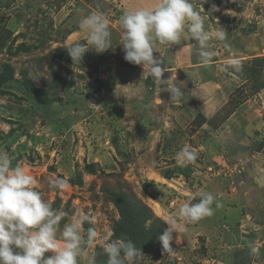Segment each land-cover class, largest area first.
<instances>
[{"label":"rangeland","instance_id":"374dc122","mask_svg":"<svg viewBox=\"0 0 264 264\" xmlns=\"http://www.w3.org/2000/svg\"><path fill=\"white\" fill-rule=\"evenodd\" d=\"M149 2L0 0V73L3 65L13 69L0 95V148L34 177L43 200L66 213L57 237L76 213L91 217L86 225L98 238L88 243L82 228L78 264H94L97 247L103 251L112 239L122 218L111 201L118 191L134 203L131 214L146 206L165 229L170 215L185 226L179 208L198 202L201 191L215 197L212 216L174 232L171 252L158 242L154 251L162 255H144L140 264H264V87L254 91L253 82L239 78L243 70H225L233 55L244 64L264 57V0H191L205 28L222 27L227 39L209 41L216 55L207 66L193 41L155 45L162 79L181 88L179 100L123 58L119 19ZM93 12L109 22V49L89 48L81 62L68 61V46L87 47L79 21ZM55 75L65 83L57 85ZM26 81L47 98L44 105L29 96ZM192 109L214 115L213 131L199 127ZM185 146L198 158L181 166L176 153ZM50 178H62L66 187L51 188Z\"/></svg>","mask_w":264,"mask_h":264},{"label":"clouds","instance_id":"9594fccd","mask_svg":"<svg viewBox=\"0 0 264 264\" xmlns=\"http://www.w3.org/2000/svg\"><path fill=\"white\" fill-rule=\"evenodd\" d=\"M207 0H203V3ZM213 11L219 9L213 5ZM79 28L87 34V47L75 43L67 47L72 62H81L85 52L92 48L97 53L109 49L111 31L108 20L100 13H89L79 21ZM122 30L121 42L124 60L147 69L146 78L158 80L161 90L170 93V100L183 96L181 88L169 79H162L164 63L161 56H154L155 45H177L184 40L193 41L201 64L207 66L216 53L209 50V41H226L227 32L222 27L205 28L201 13L194 9L191 0H150L149 3L123 12L119 19ZM225 48L229 45L225 43ZM242 62L233 55L227 60L225 70H242ZM198 153L185 146L176 153V160L184 166L194 163ZM153 161V165H155ZM49 186L64 189L62 178H50ZM36 180L21 166H13L8 152L0 148V264H78L82 252L81 230L84 223L91 222L85 213H76L71 222L63 227L59 237L60 221L66 213L57 211L42 199L35 188ZM196 203H184L178 212L186 224L181 227L177 215H170L168 226L158 240L165 252H171L173 233L187 231V224L196 223L213 215L215 197L205 191L199 193ZM219 207V204H217ZM98 238L95 228L87 229V242ZM59 241V242H58ZM51 251L53 255L45 257ZM107 264H140L142 253L133 241L127 238L110 239L105 242Z\"/></svg>","mask_w":264,"mask_h":264},{"label":"trees","instance_id":"16d2710c","mask_svg":"<svg viewBox=\"0 0 264 264\" xmlns=\"http://www.w3.org/2000/svg\"><path fill=\"white\" fill-rule=\"evenodd\" d=\"M66 59L68 61H72L70 56L67 54ZM243 62L242 64H244ZM251 63V67H248L247 65ZM80 65V64H79ZM245 66L242 67V74L239 78L241 79H247V82H253V90L259 91L260 88L264 87V75L262 67H264V57H256L253 58L252 62L247 61ZM13 69L9 65H3L2 66V72L0 73V95L5 94L6 92L3 90V86H5L6 83L13 80L12 75ZM253 73V76H252ZM255 75H258L259 78L255 77ZM55 80L58 83L57 85H61L65 83L62 78H57L55 75ZM26 87H28L27 91H29V96H32L37 99V102L39 105H44L47 98L45 100H42L40 97V94H35L33 92L34 90L30 87V82L26 81ZM32 89V91L30 90ZM186 100L189 101V103H193V100L191 96L188 94L186 95ZM191 98V99H190ZM43 102V103H42ZM230 102V100L228 101ZM241 104V103H240ZM239 104V105H240ZM222 108L218 110L219 115L222 111ZM199 120H202L199 127H202V125H209L211 131H213L214 126L212 125V120L214 117L206 120L203 116L198 114L196 116ZM225 119V118H224ZM221 119L224 123L227 121L228 117L226 119ZM90 173H93L92 168H90ZM80 183V182H78ZM71 184H74L72 181ZM147 185V184H145ZM146 187V186H144ZM111 201L115 205L116 209L120 212L121 220L117 221L115 225L112 227V231L114 235L112 236V239L117 238H127L134 242V244L141 250L142 256L147 254H153L156 253L157 255H162V252H155L154 246L158 244L159 240L158 237L163 233L165 230L164 223L160 220V218H157L154 216L153 213H151L150 209L144 206L141 213L138 214H131L129 208H132L134 203L127 199V197L122 192H115L111 195ZM87 225L84 223L83 230L85 232V237L87 238ZM160 243V242H159ZM107 255L99 248L97 247L96 256L94 260V264H107Z\"/></svg>","mask_w":264,"mask_h":264},{"label":"crops","instance_id":"0c3cea01","mask_svg":"<svg viewBox=\"0 0 264 264\" xmlns=\"http://www.w3.org/2000/svg\"><path fill=\"white\" fill-rule=\"evenodd\" d=\"M264 51V50H263ZM217 86V85H216ZM207 96V95H206ZM202 97H205V96H202ZM192 110H196V109H192ZM197 111L198 110H196V112H195V114L194 115H196V114H198L197 113ZM200 111V113H203V110H199ZM185 114V113H184ZM201 115V114H200ZM201 116H203V115H201ZM214 115L212 114V115H210V117L208 118L207 117V115L204 117L206 120H208V119H210V118H212ZM228 121V120H227ZM227 121H226V123H227ZM205 127V125L203 126V128ZM206 129V128H205ZM211 137H208V139L206 140V144H209L210 143V140L212 141V137H213V132L211 133ZM255 209H256V207H255ZM258 209H260V210H262V208L261 207H258ZM241 211H243V212H246V211H248V208L247 207H245V208H242L241 209ZM250 211V210H249Z\"/></svg>","mask_w":264,"mask_h":264}]
</instances>
